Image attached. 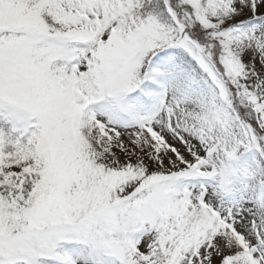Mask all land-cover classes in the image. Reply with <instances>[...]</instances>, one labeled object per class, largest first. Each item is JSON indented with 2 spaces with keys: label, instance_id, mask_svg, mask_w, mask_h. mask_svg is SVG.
I'll return each mask as SVG.
<instances>
[{
  "label": "snow or ice",
  "instance_id": "6c2138e0",
  "mask_svg": "<svg viewBox=\"0 0 264 264\" xmlns=\"http://www.w3.org/2000/svg\"><path fill=\"white\" fill-rule=\"evenodd\" d=\"M0 264H264V0H0Z\"/></svg>",
  "mask_w": 264,
  "mask_h": 264
}]
</instances>
